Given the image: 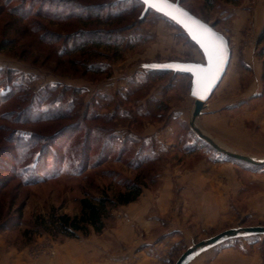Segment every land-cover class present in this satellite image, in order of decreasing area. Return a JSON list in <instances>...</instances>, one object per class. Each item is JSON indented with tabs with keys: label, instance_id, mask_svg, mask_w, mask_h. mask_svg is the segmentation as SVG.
Here are the masks:
<instances>
[{
	"label": "rangeland",
	"instance_id": "1",
	"mask_svg": "<svg viewBox=\"0 0 264 264\" xmlns=\"http://www.w3.org/2000/svg\"><path fill=\"white\" fill-rule=\"evenodd\" d=\"M74 1L88 5L114 0ZM178 1L223 33L235 55L236 50L239 53L249 50L259 64L256 95L248 92L254 76L252 69L236 63L239 75L231 78L232 84L228 86L225 72L208 99L213 105L202 110L204 115H217L209 122L204 121L213 134L204 133L226 149L253 158L264 157V42L257 43L264 25L254 26L251 18L264 0ZM125 7L129 14L110 26L127 25L119 33L122 41L116 53L113 46H102L92 49L91 56L66 54L57 62L49 52L52 48L42 45L43 55L33 60V55L19 57L22 41L0 51V69L16 71L12 78L41 103L24 111L28 99L21 96L22 99L15 100L16 95L0 104V115L4 114V119L0 118V154L8 146L17 157L11 164L12 173L4 172L6 168L0 169V223L5 225L0 229V264L5 261L13 264L11 255H30L34 264H40V260L48 264H174L187 247L223 230L264 226V166L235 161L197 138L188 124L193 107V98L188 96L190 76L170 72L148 74L149 69L142 67L144 63L170 60L203 63L202 53L182 28L165 16L150 10L139 21L142 4L131 0L117 9ZM248 10L249 18L242 23V13ZM6 19L9 18L4 13L0 29ZM82 21L70 19L49 25L47 20H42L46 27L62 35L96 27L83 25ZM62 46L58 43L55 47L62 49ZM46 55L48 58H44ZM233 59L230 48L227 69L231 75ZM83 60L87 64L105 65V73L82 74V69L73 66L72 61L81 64ZM5 87V84L0 86L1 93H5ZM36 107H60L68 114L35 125L10 122L18 118L33 120ZM181 111L183 119L175 117ZM7 113L12 115L8 117ZM199 117L198 127L202 123ZM63 126L67 128L60 130ZM6 127L17 128L16 133L24 140L29 139L32 130L51 143L46 145L48 154L40 158L39 183L24 182L34 173L32 168L39 147L29 148L30 143L22 147L25 141L19 145L7 144ZM111 133L118 142L127 139L129 152L120 159L115 149L105 161L92 167L101 154L102 141ZM91 136L98 138L93 144ZM141 143L149 145L144 149L157 156V161L135 169L128 161ZM37 146L42 147L40 142ZM204 161L229 163L230 166L223 168V184L220 187L216 184L223 197L210 201L208 196H180V175ZM163 173L171 177V204L163 213L149 206L151 211L148 209L141 219L137 216L141 206L135 202L145 191L157 194ZM137 177L144 178L146 183L138 199L111 210L99 233L90 228L86 235L78 232L77 237L70 238L33 225L39 216L48 219L51 211L77 214L81 197L99 196L102 192L112 197L123 191L127 181ZM183 199L188 211H183ZM201 200L204 208L197 204ZM263 239L264 235H255L227 240L202 252L189 264H229L228 258L227 261L218 259L221 255H253L257 264H263Z\"/></svg>",
	"mask_w": 264,
	"mask_h": 264
},
{
	"label": "trees",
	"instance_id": "2",
	"mask_svg": "<svg viewBox=\"0 0 264 264\" xmlns=\"http://www.w3.org/2000/svg\"><path fill=\"white\" fill-rule=\"evenodd\" d=\"M130 1L131 0H114L109 3L102 2L97 4L84 5L74 0H0V18L4 13L8 15L9 18L8 20L6 19V21L2 24V28L0 29V35L2 36V38L0 39V51L11 49L16 46L19 41H22L21 45L19 46V57L26 58V55H33V60H36V58H40L41 55H43V49L41 48L42 45H46L52 48L49 49V52L53 54L52 56L55 57L57 62H60L59 60L61 56L66 54L73 55L77 53L79 57H82L85 54L91 56L92 49L97 50L102 46H113V52L116 53L118 52V47L120 46L122 41L119 33L123 31V28H125V26L127 25H117V27L110 26H112L113 22L115 21H118L119 23V20H122L121 17L129 14V9H127V7L123 9H117V6L127 4ZM135 1L142 4L143 6V3H141L139 0ZM113 8H115V10ZM150 10L152 9H149L148 11ZM147 12L144 14V16L147 14ZM144 16H139L138 20L141 21ZM70 19H83V25L95 24L96 27L90 29H77L76 31L71 32L67 35H62L56 30L49 29L48 26L46 27V24L42 22V20H47V24L49 25L56 23L58 25L59 22ZM203 20L206 21L205 19ZM263 42L264 26L257 38V43L261 44ZM58 43H62L64 45L62 46V49H57V47H55ZM89 47L91 49H89ZM26 52L28 53L26 54ZM34 52L36 54H34ZM48 55L44 56V58H48ZM72 62L73 66H77L82 69V74H87L89 72L92 75L105 73V65L98 66L96 63L87 64L85 60H83L81 64L79 61H77L76 63L74 61ZM153 72L156 75L166 74V72L164 71L147 70L148 74ZM170 73H172L173 75L181 74L173 72ZM1 74H3V76H1ZM14 74L17 73L12 69H0V86L4 84L6 85L5 93L0 92V104L9 101L11 98L17 95L15 97V100H20L19 98H21V96L28 99V104L25 105L23 109L24 111L27 109L29 110L31 107H33L34 104L38 102L41 105L40 100H37L36 96L33 93L23 87L21 83L16 82L15 77L12 78ZM103 96L104 94L100 95L99 97L103 98ZM67 114L68 113H65V111L60 107H52L51 109L47 107H36V113L33 115V120L28 121L26 119L27 121H21L20 118H18L12 119L10 122L12 124L27 122V124L31 123L35 125L45 120L51 121L59 119L61 117H65ZM5 115L10 117V115L12 114L7 113ZM97 117H99V115ZM0 118L4 119V114H1ZM63 128L67 127L63 126L60 128V130H63ZM4 130L9 132V136L6 137L7 144L19 145L22 144L23 141H25L23 142L24 145H22V147L29 143V148L39 147L37 153L38 155L35 161L36 164L34 163L35 166L32 168V172L34 173H31V175H28L24 179V182L26 184L39 183L41 181V178L38 173V169L40 167V163L42 162L40 158H44V156L48 154L49 150L46 145H50L51 143H47L46 139L42 138L43 135L34 133L32 130L29 135V139L25 140L18 136L19 134L16 133V130H18L17 128L6 127L4 128ZM98 131L102 130L98 129ZM91 132L93 133V131ZM55 134L53 136H55ZM111 134L112 135H106L105 139L102 141V144L100 143L101 154L91 165L92 167L105 161L109 153L115 151V149H117L118 157L120 159L124 154L129 152L130 147L126 145L127 139L118 142L116 139V135L114 133ZM33 139H35L36 141ZM97 139L98 138L94 139L91 136V144H93L95 142L94 140ZM1 140H3V138ZM39 142L41 143L42 147L37 146ZM139 146V149L129 159V165L132 164V166L137 169L142 165L157 161V156H153L152 154H150V152L145 151V146L147 148L149 146L147 143H141ZM1 152L0 169L6 168L4 172L12 173L14 171V167H12L13 165L11 164L15 161V159L17 160L16 153H13L8 146L5 147ZM27 170H30V168L23 171L26 173ZM136 179H138L139 181H137ZM136 179L132 182L127 181L123 191H119L112 197L108 196V194L105 192H102V194L99 196L81 197L78 201L79 212L77 214H58L54 211H51L48 219L39 216L37 217V221L34 222L33 225L35 228L41 227L44 231L60 233L70 238L77 237L78 232L86 235L90 228L94 232L99 233L104 227L105 220L111 214V210H113L117 206L127 205L138 199L141 194L142 187L146 186V183L144 181V178L137 177ZM4 226V224L0 223V229H3ZM262 245L264 250V239L262 241Z\"/></svg>",
	"mask_w": 264,
	"mask_h": 264
},
{
	"label": "crops",
	"instance_id": "3",
	"mask_svg": "<svg viewBox=\"0 0 264 264\" xmlns=\"http://www.w3.org/2000/svg\"><path fill=\"white\" fill-rule=\"evenodd\" d=\"M249 13H250L249 10L242 13V15L244 16L242 23H244V21L245 22L247 21V18H249ZM251 18H252L254 26L262 27L264 25V3L263 2H261L259 4V7H257L253 11ZM230 48H231V58L232 59L234 58L230 62V66L232 65V72L234 73L233 75L229 74L228 69H227L226 72L228 75L227 76L228 79L226 80V86H228L229 83L232 84L231 78H234L235 75H239V72L236 70L237 68L236 63L241 62L244 68H250L254 72L253 79L251 80L249 87H248V92L256 95L257 93L256 89H257V84H258L257 75L259 71V64L255 56L254 55L251 56V53L249 50L243 51L241 53H239V51L236 50V55H235L234 54L235 50L232 45H230ZM188 96L189 98H191L189 92H188ZM210 102L211 101L208 100L205 103L204 107L209 108L210 106H212L213 103L212 102L210 103ZM182 113H183L182 111L179 112L178 113L179 116L176 114L175 117L177 116L183 119ZM202 113L200 115L201 116L200 120L203 124L201 123L200 125L199 123L200 129L207 134L209 133L213 134L212 131H210V127L206 126L204 121L209 122L210 119H212L213 117L217 115H213V114L204 115V113L203 114ZM214 134L216 137L221 138L220 136L216 135V133ZM228 164L229 163H226V162L222 163L220 161L219 162L204 161V162H199L195 167L192 168V170L184 171V173L181 174L179 177L181 178V181H182V184L179 188L180 196H185V197L187 196L189 197L208 196L210 198V201H213L212 199L217 198V196L219 198H222L223 193L219 191L218 188L224 182V174H223L224 169L223 168H227L228 166H230ZM170 180H171L170 175L168 173H163L161 175L160 185L157 189V194H152L151 192H146V191L143 192L139 200L135 202V204L139 202L138 204L141 206L140 211H138L137 216L143 219L142 217L144 216V214L147 215L148 209L151 211V207H153L154 208L153 210L158 213H163L168 209V206L169 204H171L172 197H173L172 185L170 183ZM216 184H218L219 187L218 186L216 187ZM145 194H148V195H145ZM154 195H157V196L155 197ZM183 203H184V205L182 206L183 211H188L187 209L189 208L188 206H186V201L184 199H183ZM197 204L201 208H204L203 200L199 201ZM11 256H13L12 257L13 264H15L16 261H18L19 264H34L33 262L34 259H32L30 255H11ZM221 258L225 261H227L226 259L228 258L229 264H257L256 258L253 255H221L220 257H218V259H221ZM40 262H41L40 264H48V261L43 262V260H40ZM190 262H192V260ZM4 264H8V263L5 261Z\"/></svg>",
	"mask_w": 264,
	"mask_h": 264
},
{
	"label": "water",
	"instance_id": "4",
	"mask_svg": "<svg viewBox=\"0 0 264 264\" xmlns=\"http://www.w3.org/2000/svg\"><path fill=\"white\" fill-rule=\"evenodd\" d=\"M140 1V0H139ZM179 1L178 0H169V3L175 5ZM179 8L184 10L185 12L189 13L191 17H193L196 21L201 22L202 24L206 25L209 29L212 30V32L218 34L219 37H221L225 43V50H224V61L221 65V70L217 75V78L211 83L210 86L207 87V90H205L204 86L199 83L200 80V74L199 69H206L209 66L208 58L204 52V50L201 48L200 44L196 42L192 38V36L189 34V32L181 26L180 23H177L175 20L171 19L168 15L165 14L167 9L164 11H157L155 8H149L147 5L143 4V9L140 13V17L144 16V14L149 10L152 9L155 12L165 16L169 20L173 21L175 24H177L179 27L182 28V30L187 34L189 39L198 47L200 52L202 53L204 62H193V61H163V62H149L144 63L142 65L143 68L149 69V70H158V71H164V72H173V73H181V74H187L190 76V96L193 98V107L191 110V115L189 119V127L191 130L196 134L198 139L203 140L207 144H209L213 149H215L217 152L227 156L228 158H231L238 162L247 163L254 166L263 167L264 166V157L262 158H253L248 155H244L229 149H226L220 145H218L210 136L205 134L197 125V119L201 115L202 110L205 106V103L213 93V91L216 89V87L221 82L228 64L230 60V47L227 38L223 33L216 30L212 25H210L208 22L204 21L203 19L199 18L198 16L191 13L188 9L183 7L179 3ZM191 69V71L187 70ZM198 93L197 95H194L193 93ZM255 235H264V226L263 225H257V226H242V227H236V228H229L226 230H223L211 237L205 238L203 240H200L196 243H193L189 247H187L176 259L174 264H188L191 260H193L195 257H197L202 252L215 247L227 240L235 239V238H244L249 236H255Z\"/></svg>",
	"mask_w": 264,
	"mask_h": 264
},
{
	"label": "snow or ice",
	"instance_id": "5",
	"mask_svg": "<svg viewBox=\"0 0 264 264\" xmlns=\"http://www.w3.org/2000/svg\"><path fill=\"white\" fill-rule=\"evenodd\" d=\"M141 3L149 8H155L157 11H164L171 19L180 23L197 43L204 50L209 66L206 69H199L200 80L205 90L217 78L224 61L225 43L218 34L212 32L206 25L196 21L189 13L179 8V2L175 5L169 3V0H140ZM191 71V69H187ZM194 95L198 93L194 92Z\"/></svg>",
	"mask_w": 264,
	"mask_h": 264
}]
</instances>
